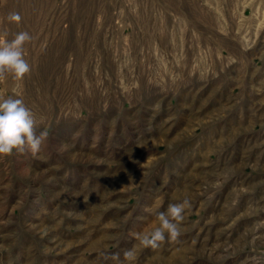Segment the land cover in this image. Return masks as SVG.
Listing matches in <instances>:
<instances>
[{
  "label": "rangeland",
  "instance_id": "374dc122",
  "mask_svg": "<svg viewBox=\"0 0 264 264\" xmlns=\"http://www.w3.org/2000/svg\"><path fill=\"white\" fill-rule=\"evenodd\" d=\"M18 32L0 98L49 137L0 155V264H264V0H0Z\"/></svg>",
  "mask_w": 264,
  "mask_h": 264
},
{
  "label": "clouds",
  "instance_id": "9594fccd",
  "mask_svg": "<svg viewBox=\"0 0 264 264\" xmlns=\"http://www.w3.org/2000/svg\"><path fill=\"white\" fill-rule=\"evenodd\" d=\"M10 23H18L20 16L10 13L7 17ZM32 39L28 32H18L8 40L6 34H0V80L11 74L15 79H23L31 71L29 63L24 58V45ZM47 130L35 131V119L31 110L20 98H0V155H9L13 150L23 152L25 148L32 155L41 151L42 145L48 139ZM65 149L61 148V151ZM191 207L185 198L179 203H170L166 211L157 215L158 226L148 232L139 233L136 239L144 248L157 249L167 239L176 240L181 235V224L185 219V210ZM105 260L120 259L118 254H103ZM125 261L135 260V250L128 249L123 253Z\"/></svg>",
  "mask_w": 264,
  "mask_h": 264
},
{
  "label": "bare ground",
  "instance_id": "6f19581e",
  "mask_svg": "<svg viewBox=\"0 0 264 264\" xmlns=\"http://www.w3.org/2000/svg\"><path fill=\"white\" fill-rule=\"evenodd\" d=\"M4 10V9H3Z\"/></svg>",
  "mask_w": 264,
  "mask_h": 264
}]
</instances>
